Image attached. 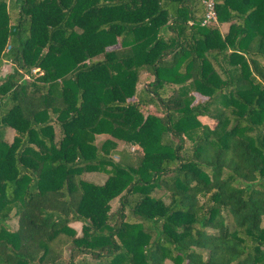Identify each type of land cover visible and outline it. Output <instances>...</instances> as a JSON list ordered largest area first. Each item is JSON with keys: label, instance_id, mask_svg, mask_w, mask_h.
I'll list each match as a JSON object with an SVG mask.
<instances>
[{"label": "trees", "instance_id": "trees-1", "mask_svg": "<svg viewBox=\"0 0 264 264\" xmlns=\"http://www.w3.org/2000/svg\"><path fill=\"white\" fill-rule=\"evenodd\" d=\"M214 2L0 0V264H264V0Z\"/></svg>", "mask_w": 264, "mask_h": 264}, {"label": "rangeland", "instance_id": "rangeland-1", "mask_svg": "<svg viewBox=\"0 0 264 264\" xmlns=\"http://www.w3.org/2000/svg\"><path fill=\"white\" fill-rule=\"evenodd\" d=\"M217 25H219V28H220L221 31H225L226 28H227V24H226V23L219 24V23L217 22ZM10 71H12V64H11L9 61H5V62L3 63V65H2L1 69H0V79L3 78V77H4L7 73H9ZM32 73H34V72L32 71ZM143 79H144V76L141 77V80H140V81H143ZM12 132H13L12 129H11V128H8L7 133H6V138H7L8 140L11 139V137H12ZM102 137H103V136L100 135V136H98L97 138L100 139V138H102ZM84 177L87 178V179H90V180H92V181H95V182L101 180V176H100L99 174H97L96 172H87V173L84 174ZM116 203H117V200H116V199H113V200L111 201V206H112V208H114V206L116 205ZM14 218H15V217H14ZM14 218L11 220V223H12V224H14V222H15V221H14V220H15ZM262 223L264 224V217H263ZM73 226H74L77 230L79 229V223H73Z\"/></svg>", "mask_w": 264, "mask_h": 264}, {"label": "built area", "instance_id": "built-area-1", "mask_svg": "<svg viewBox=\"0 0 264 264\" xmlns=\"http://www.w3.org/2000/svg\"><path fill=\"white\" fill-rule=\"evenodd\" d=\"M204 3V15L202 18V24L203 25H209V24H217V13L215 9V2L214 0H203ZM33 72L36 71V69L32 70ZM25 77H29L28 75H25Z\"/></svg>", "mask_w": 264, "mask_h": 264}]
</instances>
